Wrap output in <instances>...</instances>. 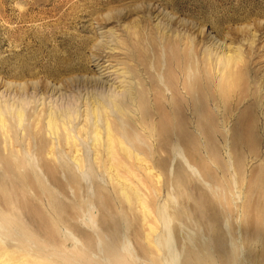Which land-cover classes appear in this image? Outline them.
Instances as JSON below:
<instances>
[{
    "label": "rangeland",
    "instance_id": "obj_1",
    "mask_svg": "<svg viewBox=\"0 0 264 264\" xmlns=\"http://www.w3.org/2000/svg\"><path fill=\"white\" fill-rule=\"evenodd\" d=\"M189 41L199 56L214 48L217 74L216 47L230 46L264 104V0H0V110L8 125L0 130L1 255L16 264H264V143L259 155H230L228 142L207 133L184 138L182 123H157L177 107L156 86L166 87L174 69H158L175 61L167 49ZM25 83L29 90L16 93ZM129 85L137 100L144 89L150 119L135 102L125 118L112 115ZM176 88L183 96L181 81ZM160 97L169 105L157 109ZM62 107L79 160L35 119ZM92 110L107 113L137 154H119L116 174L105 144L94 141L104 117ZM38 130L47 143L30 153Z\"/></svg>",
    "mask_w": 264,
    "mask_h": 264
},
{
    "label": "bare ground",
    "instance_id": "obj_2",
    "mask_svg": "<svg viewBox=\"0 0 264 264\" xmlns=\"http://www.w3.org/2000/svg\"><path fill=\"white\" fill-rule=\"evenodd\" d=\"M213 50L214 48L208 49L207 51L203 50V56H199L200 50L197 48V43L194 41L187 42L183 47H180L178 51L175 48L167 49V52L169 53L168 55L175 56V61L172 62L168 57V61L161 63L158 70L163 67H165V69L173 67L174 72L171 73V70L168 72L170 78L169 82L167 81L165 84L166 87L157 83L156 86L161 93V97L168 99L169 102H171L170 99L173 98L177 107L172 110V113H174L175 116H172L171 112H166L162 115V119L157 123L168 125L182 123V125L188 130L187 133H184V138L192 137V139L195 138L200 141L201 137L207 133L211 139L218 144L228 142V151L230 155L241 150H248L254 155H259L260 153H263L261 145L264 143V133H261V128L264 127V124L259 122V120L264 117V104H260L261 99L259 100L256 94H253V92L250 93L251 87L255 85L252 71L249 69V65L246 66V64H243L237 54H228V52H232L230 46L226 47L225 45H219L216 47L215 51H222V54L219 56V61L222 64L220 70H223V74L213 73V71H215V68H212L214 67L212 59ZM154 66L155 64L150 65L149 68V80L151 83L156 82L154 71H158ZM176 81H181L183 96L180 95L179 89L176 88ZM97 82L98 80L95 81V84H97ZM169 86L173 88L172 91L170 90L172 96L166 93ZM38 87L39 86H34L33 89L37 90ZM29 88L30 87L27 83H25V85L21 84V87L17 86L15 92L19 93L24 90L28 91ZM39 88L44 89V86ZM138 94L139 99L137 100L134 97L131 85L119 91V93L116 94L117 101L112 104L114 108L112 115L116 116L117 114V116L125 118L126 115H124L123 111H125L130 104L132 105L135 102L138 109L144 112L142 120L146 121L147 119H150L148 114L149 109L145 104L144 89H139ZM161 97L158 98L155 104V108L157 109L163 104L169 105V102L166 103L162 101ZM214 108L218 111L219 115L217 113L213 114V110L215 111ZM58 111L60 113L57 112V110L52 111L51 109L49 112H47L46 109L39 110L37 111L35 119L42 125L41 127H43V125L44 127L46 126L54 136L57 134L56 144H61L64 141L66 145H70V153H72L71 157L75 160L79 156L80 150L77 148L76 141H69L70 138L73 139L74 137H71V130H69L67 126L68 122H70L69 117L71 114L63 107L58 109ZM100 114L102 113L100 112ZM100 114L98 111L92 110L94 118L99 117ZM104 114H102L104 117L103 124L98 125L97 122H95L92 133L96 143L105 144V148L103 147L101 153L107 156L110 160L111 163L108 165V168L116 174L117 169L120 167L119 162H117V164L112 162H115L117 158H119L117 157L119 154L120 156L121 154L126 156L133 154L136 156V159H138V157L137 154L134 153V149L125 145L128 144V142L125 140V136L120 134L119 126H117L115 122L109 120L107 113ZM5 115L6 114L2 113L0 110L1 131L4 129L7 130L8 128ZM25 116V113H19L20 119ZM59 118L62 119L59 120ZM134 120L136 119L134 118ZM221 122H224V126L227 127L226 130L228 135L225 134L224 129L219 128ZM11 126L12 130L17 128L14 124ZM129 126L136 128L133 121H129ZM59 128L64 136L59 135ZM78 132L85 131L78 130ZM31 139L34 140L36 148L34 152L30 151V153H41L44 150L47 139L40 134V130L35 132ZM16 140L18 141V138ZM11 143H14V137L9 138L8 145ZM194 144L196 145V142ZM16 145L14 144V146ZM26 145L27 144H25V147ZM52 149L53 148L48 149V155H56V152ZM29 150H26V152H29ZM218 153L222 156L220 146L218 148ZM120 182L124 184L123 180ZM8 259L9 258H6L5 255L0 254V264L17 263V261L11 262Z\"/></svg>",
    "mask_w": 264,
    "mask_h": 264
}]
</instances>
